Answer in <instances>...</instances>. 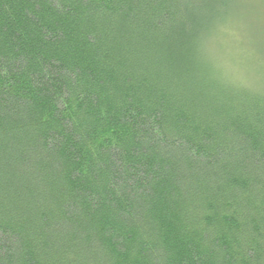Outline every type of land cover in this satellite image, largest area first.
<instances>
[{
  "label": "trees",
  "instance_id": "trees-1",
  "mask_svg": "<svg viewBox=\"0 0 264 264\" xmlns=\"http://www.w3.org/2000/svg\"><path fill=\"white\" fill-rule=\"evenodd\" d=\"M251 2L0 0V264H264Z\"/></svg>",
  "mask_w": 264,
  "mask_h": 264
},
{
  "label": "rangeland",
  "instance_id": "rangeland-1",
  "mask_svg": "<svg viewBox=\"0 0 264 264\" xmlns=\"http://www.w3.org/2000/svg\"><path fill=\"white\" fill-rule=\"evenodd\" d=\"M242 11V12H241ZM241 14L232 20L225 30V39L217 48L220 54L236 73L239 67L264 70V0H255L243 5ZM225 42V43H224ZM255 56V57H253ZM258 58V59H255ZM255 66H254V65Z\"/></svg>",
  "mask_w": 264,
  "mask_h": 264
},
{
  "label": "clouds",
  "instance_id": "clouds-1",
  "mask_svg": "<svg viewBox=\"0 0 264 264\" xmlns=\"http://www.w3.org/2000/svg\"><path fill=\"white\" fill-rule=\"evenodd\" d=\"M233 80L235 83H237L241 87H249L251 85L250 79L241 73H237L233 77Z\"/></svg>",
  "mask_w": 264,
  "mask_h": 264
}]
</instances>
